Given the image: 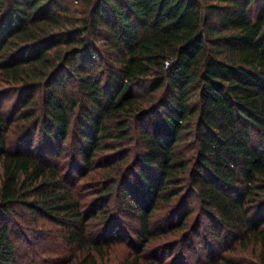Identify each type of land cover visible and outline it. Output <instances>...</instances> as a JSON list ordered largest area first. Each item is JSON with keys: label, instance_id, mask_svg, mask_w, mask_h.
Instances as JSON below:
<instances>
[{"label": "trees", "instance_id": "1", "mask_svg": "<svg viewBox=\"0 0 264 264\" xmlns=\"http://www.w3.org/2000/svg\"><path fill=\"white\" fill-rule=\"evenodd\" d=\"M0 81L14 86L18 116L40 110L45 135L61 143L79 115L72 141L85 172L112 148L105 141L139 146L130 160L112 161L129 164L120 178L94 184L107 198L87 210L60 165L29 152L32 134L27 150L6 145L10 116L0 108V264H18V208L60 226L55 264H105L103 246L117 237L135 248L117 264H189L184 245L176 256L148 248L152 238L185 229L189 191L206 219L198 215L183 242L204 227L217 235L219 226L230 243L215 249L204 237L197 260L264 264V0H0ZM190 130L191 158L179 150ZM181 184L189 189L171 206ZM118 193L132 205L135 235L115 212L124 208ZM163 205L174 208L158 219L167 227L156 229ZM250 242L259 245L255 258L226 253ZM168 244L170 252L177 241Z\"/></svg>", "mask_w": 264, "mask_h": 264}, {"label": "rangeland", "instance_id": "2", "mask_svg": "<svg viewBox=\"0 0 264 264\" xmlns=\"http://www.w3.org/2000/svg\"><path fill=\"white\" fill-rule=\"evenodd\" d=\"M13 88L14 86H11V84L6 83L5 81H0V108L8 117L10 116V127L5 135L6 145L12 150H27V140H29L28 137H30V135L32 134V145H30L29 152L39 155L44 159L49 158L51 162L60 165L61 173L64 176L63 183L71 187L74 182L77 183L76 185L78 189H76V191L81 193L83 203L86 205L84 209L86 208L88 210L89 205L93 204V202L99 201L101 197L107 198V194L105 195L101 193L98 195L97 193L92 192L93 188L94 191L95 189H97L94 184H96L97 186H99V182L101 184H108L111 180L120 178L119 175L122 174V172L120 171L122 165L124 164L123 166L125 167L127 164H129V161L125 162L121 160V166L118 165L117 162L112 163V161H117V159L120 157L126 159L127 154L129 157L128 160H130L135 149L139 148L137 142L131 140L116 141L114 139L107 142L105 141V143H107L109 146H112V148L106 151H99L93 160L94 163H92V169L85 172V167L80 162V157L78 155L77 142L72 141L74 135H77V123L80 122L79 115H73L71 117V129L69 138L61 143L57 141V139H52L49 136L45 135L44 131L42 130V115L40 110L35 112L36 114L29 119L20 118L18 116V113L16 112V109L14 107L15 101L17 99V94L14 93ZM40 96V92H37L35 99H37L38 101ZM192 121H194V119ZM21 140L24 141V143L21 144V147H17L18 142H20ZM194 141L195 139L192 130L184 134L182 143L179 146V150H181L186 157H193L195 152V146L193 144ZM39 152L41 154H39ZM107 156H110L111 158L113 157V159L107 160ZM145 171L149 176L154 173L153 167H148L145 169ZM106 172H108L110 176L105 175L104 173ZM134 179L135 177L134 175H132V180ZM188 187L189 186L187 184H181L179 186V189H181L182 192L181 194H178V197H173L175 200L171 204V206H175L180 201L181 197L185 194L187 189H189ZM99 189L100 187H98V190ZM188 194V204H186L185 207H187L186 209L189 213V216L187 221L185 222V229L178 230L173 234H162L152 238L151 244L148 248L151 249L158 245L162 247V250H168V255H171L170 253L176 252L174 254L176 256L178 253L177 249L184 245V248H186V250L188 251V255L190 256L189 264H205L206 262L204 256H201L200 259L197 260V255L199 254L196 253V251L198 250L199 253L201 252L202 255H205V247H203L204 237H207L210 241L213 242V244L215 245V249L218 248L219 243L224 247H228V244L230 243L229 239L224 234V230L219 226H217V235H213L212 233H210L209 229L204 227L200 229V231H202V234H199L195 237L191 236L187 243L183 242V236L186 235V233H190L189 231H191V227H193V225L195 224V220L197 219L198 215H201L202 218L206 219V217L201 214V208L199 207L198 198L195 192L189 191ZM120 195L121 194L119 193L117 194V202L115 201L116 195L110 196L111 201L109 205L114 206L116 202L117 204L120 203V205H122V208L124 207L123 211L119 212L117 210L115 212L120 214V217L124 223L123 226L127 229V231H130V233L135 235L134 231L138 227V222L133 216L132 205L128 201L122 200V195ZM99 204H101V202H99ZM170 208L172 209L174 207H170V205H163V207L158 209L155 216V219H157V224L155 227L156 229L167 227L168 222L163 221V219H158L163 218V216L161 215L165 212L168 213ZM11 219L12 221H14L13 224H18L15 230L20 228L23 234H20L19 236H12L15 244L17 263L55 264L54 257L56 254H54V252L59 249L58 240L56 239V232L61 229L60 226L55 225L45 218L34 220L21 208L17 209V213L11 216ZM202 221L203 223H206L204 219H202ZM91 224V228L95 231H99L102 229L100 228L99 223L95 224V222H91ZM104 234L108 236L107 232H104ZM118 238L120 237H117V239ZM117 239H113L111 244H106L103 246V249L105 250V256L103 257L102 261L105 264H117L120 260L126 257H132L133 253L135 252V248L133 249V247H130L125 242ZM121 239H125V237H122ZM172 241H177V246L175 247V249L170 250L169 252L170 247L168 246L170 245L168 243ZM233 249L232 252L226 253L229 255V257H232L235 260L236 258L243 256L248 258H255L259 251V245L250 242L244 249H241L236 245L233 246ZM222 251L224 250H221V252ZM212 254L217 261L216 256L218 255V252L213 249Z\"/></svg>", "mask_w": 264, "mask_h": 264}]
</instances>
